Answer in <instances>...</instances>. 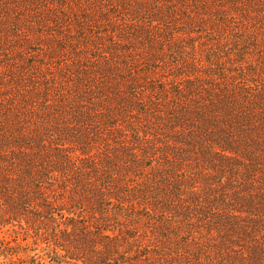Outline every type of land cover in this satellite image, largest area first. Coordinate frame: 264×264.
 <instances>
[{
    "label": "trees",
    "instance_id": "1",
    "mask_svg": "<svg viewBox=\"0 0 264 264\" xmlns=\"http://www.w3.org/2000/svg\"><path fill=\"white\" fill-rule=\"evenodd\" d=\"M7 225L21 264H264V0H0Z\"/></svg>",
    "mask_w": 264,
    "mask_h": 264
},
{
    "label": "rangeland",
    "instance_id": "2",
    "mask_svg": "<svg viewBox=\"0 0 264 264\" xmlns=\"http://www.w3.org/2000/svg\"><path fill=\"white\" fill-rule=\"evenodd\" d=\"M69 7H70L71 13H73V16H74V18L76 20V23H77V16L81 14L82 7L79 4L75 5V4H72L70 2H69ZM107 7L109 9H114L115 8V6H113L111 4H109ZM89 8L91 9V12H90L91 14L89 13V15L91 16L90 17V21H88V22L86 21L85 23H83V26L85 27V30H84V32L81 33V35H84V33L87 34V36L88 35L91 36V35H93V33H95L97 35H100L99 31H100L101 28H100V24H99L98 18H97V15H100V13H99L100 7H92L91 6ZM73 28L74 27L71 25L70 27L67 28V30L68 31L69 30L72 31ZM86 37H81L80 38V37H78V35L75 36V39L77 41L75 42L74 45L75 46L79 45V42H80V45L84 46L83 50L80 51L82 53L83 52H85V53H88V52H90V53H98L99 51L97 50V48H95L93 46L92 47L90 46L89 48H87L88 43H86V41H87ZM210 37L213 38L216 43L220 42V40H221L220 35H212ZM106 40H108V38ZM101 42H104V41L101 40ZM63 45H64V43H63ZM69 45L73 46V44L69 43V44H67V48H68L67 50H63L62 51L60 49V51H59V43L56 40L55 41H50V44L48 45L47 50H45V51L43 50V51L39 52L36 55L35 58L36 59H42V61L46 60L47 63H51L53 66L55 65L54 67H56L61 62L67 61L69 58H72L74 56V54H73V52H72V50H71ZM235 47H240V45L236 44ZM13 51H15V49ZM52 51H55V54ZM233 51H236V50H233ZM253 51H255V50H253ZM49 53H51V55L54 56V58L45 59V58H43L41 56L43 54L44 55H46V54L49 55ZM237 53H240V55H242V53L240 51H238ZM29 56L30 55H25V57H29ZM74 57H77V54H75ZM254 59H255V54H254ZM4 60L6 61L7 59L4 58ZM171 60H172V62L175 61V59H171ZM248 60L250 61V58ZM259 61H261V58H258V62ZM237 69L240 71L242 69V67H237ZM94 143L95 144H94L93 150L94 151L100 150L99 147H101V144H102L100 142V140H95ZM18 231H19L18 227H14L13 228L11 225L0 227V246L3 247L4 245H7L8 242L12 246H15L17 242L25 244L26 241L22 240V238L24 236H22L20 233H18ZM16 240H17V242H16ZM28 240H31V238H29ZM42 254H43V251L41 249H39V248L34 249L33 251H28L27 253L20 249L18 254H13V255L8 254L6 251L0 250V264H21V263H19L17 261V258L20 257V256L21 257H26V258L29 259V257H27V255H29V256L30 255H36L37 256V255H42ZM13 260L14 261L16 260L15 263H13ZM22 264H37V263H35V262L31 263L30 261L27 260L26 262H24ZM44 264H48V262L45 261ZM65 264H67V263H65Z\"/></svg>",
    "mask_w": 264,
    "mask_h": 264
}]
</instances>
